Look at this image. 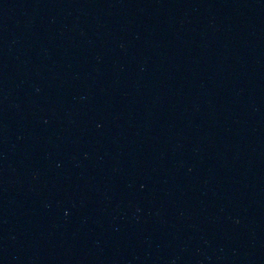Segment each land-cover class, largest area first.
<instances>
[{"label": "water", "instance_id": "95a60500", "mask_svg": "<svg viewBox=\"0 0 264 264\" xmlns=\"http://www.w3.org/2000/svg\"><path fill=\"white\" fill-rule=\"evenodd\" d=\"M0 264H264V0H0Z\"/></svg>", "mask_w": 264, "mask_h": 264}]
</instances>
